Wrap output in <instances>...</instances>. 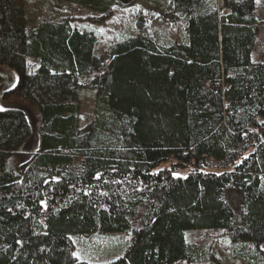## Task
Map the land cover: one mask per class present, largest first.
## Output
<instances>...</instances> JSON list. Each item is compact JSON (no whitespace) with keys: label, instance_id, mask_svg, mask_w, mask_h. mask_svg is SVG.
<instances>
[{"label":"trees","instance_id":"obj_1","mask_svg":"<svg viewBox=\"0 0 264 264\" xmlns=\"http://www.w3.org/2000/svg\"><path fill=\"white\" fill-rule=\"evenodd\" d=\"M60 1L100 14L137 2ZM165 1L182 41L140 31L97 53L94 30L29 24L28 0H0V67L18 75L5 96L39 120L37 146L16 167L28 114L0 108V264H98L75 258L71 236L125 232L132 240L113 264H223L212 244L186 239L215 229L226 230L233 256L264 264L255 0ZM92 74L94 119L81 130L79 78Z\"/></svg>","mask_w":264,"mask_h":264},{"label":"rangeland","instance_id":"obj_2","mask_svg":"<svg viewBox=\"0 0 264 264\" xmlns=\"http://www.w3.org/2000/svg\"><path fill=\"white\" fill-rule=\"evenodd\" d=\"M217 2H220L216 0ZM114 5L106 14L95 13L78 4L67 3L60 0H28L26 4L29 24H36L41 20L60 21L67 19L75 28L90 29L97 33L98 41L96 52L105 51L107 47L121 39L144 31L154 36L159 43L167 44L182 41L184 27L179 20L172 21V6L165 0H137L132 6ZM171 11V12H170ZM256 16L259 21L257 41L253 51L254 62H264V0H256ZM30 63L38 66V61L28 58ZM3 82L0 84V108L22 107L28 114V123L31 127V136L21 150L12 157L13 164L18 167L28 159L29 154L35 150L38 142L37 130L38 116L32 106L17 96H5V91L17 83L18 75L6 67H0ZM95 74L80 77L85 84L81 91L79 127L88 130L94 119V101L96 91L90 86ZM6 97V98H5ZM132 233L84 234L72 235L74 256L76 259L98 264H113L125 254L131 240ZM186 239L192 244H212L216 258L223 264H251L249 261L236 258L230 252L231 239L226 230H197L186 232ZM264 257V244L261 246ZM175 264H209L208 262L189 263L179 261Z\"/></svg>","mask_w":264,"mask_h":264},{"label":"crops","instance_id":"obj_3","mask_svg":"<svg viewBox=\"0 0 264 264\" xmlns=\"http://www.w3.org/2000/svg\"><path fill=\"white\" fill-rule=\"evenodd\" d=\"M257 41V40H256ZM256 44V43H255ZM253 51H254V49H253Z\"/></svg>","mask_w":264,"mask_h":264}]
</instances>
